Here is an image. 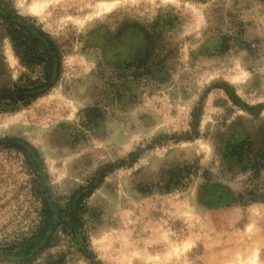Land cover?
Masks as SVG:
<instances>
[{
	"label": "rangeland",
	"instance_id": "obj_1",
	"mask_svg": "<svg viewBox=\"0 0 264 264\" xmlns=\"http://www.w3.org/2000/svg\"><path fill=\"white\" fill-rule=\"evenodd\" d=\"M246 138L264 0H0V264H264Z\"/></svg>",
	"mask_w": 264,
	"mask_h": 264
},
{
	"label": "trees",
	"instance_id": "obj_2",
	"mask_svg": "<svg viewBox=\"0 0 264 264\" xmlns=\"http://www.w3.org/2000/svg\"><path fill=\"white\" fill-rule=\"evenodd\" d=\"M12 39L15 40L14 36ZM23 42V41H20ZM239 141V142H229L226 146V151L228 152V156L234 157L237 162L246 161L242 166V169L250 168L254 176H257L262 169H264V140L258 144H254L252 141L248 140ZM259 195L255 190L248 189L245 193H241L239 195L240 199L243 196H247L248 198L243 201H236L234 203L244 204L248 201H264L259 199ZM43 221L38 225L37 233L33 234L30 238H23V240L18 244L17 252H28L38 241L41 234L47 228V224L49 221V208H47L46 204L43 202Z\"/></svg>",
	"mask_w": 264,
	"mask_h": 264
},
{
	"label": "bare ground",
	"instance_id": "obj_3",
	"mask_svg": "<svg viewBox=\"0 0 264 264\" xmlns=\"http://www.w3.org/2000/svg\"><path fill=\"white\" fill-rule=\"evenodd\" d=\"M104 6H105V5H104ZM105 7H106V9H110L111 4H108V5H106Z\"/></svg>",
	"mask_w": 264,
	"mask_h": 264
}]
</instances>
